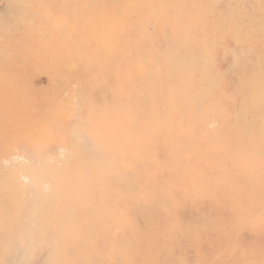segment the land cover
I'll return each mask as SVG.
<instances>
[{
    "label": "rangeland",
    "instance_id": "obj_1",
    "mask_svg": "<svg viewBox=\"0 0 264 264\" xmlns=\"http://www.w3.org/2000/svg\"><path fill=\"white\" fill-rule=\"evenodd\" d=\"M0 264H264V0H0Z\"/></svg>",
    "mask_w": 264,
    "mask_h": 264
}]
</instances>
